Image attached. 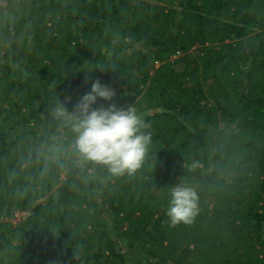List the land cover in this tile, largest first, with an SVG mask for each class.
<instances>
[{"label": "trees", "instance_id": "1", "mask_svg": "<svg viewBox=\"0 0 264 264\" xmlns=\"http://www.w3.org/2000/svg\"><path fill=\"white\" fill-rule=\"evenodd\" d=\"M97 80L150 125L142 166L41 175ZM0 264H264V0H0Z\"/></svg>", "mask_w": 264, "mask_h": 264}, {"label": "clouds", "instance_id": "2", "mask_svg": "<svg viewBox=\"0 0 264 264\" xmlns=\"http://www.w3.org/2000/svg\"><path fill=\"white\" fill-rule=\"evenodd\" d=\"M115 90L98 80L91 91L82 96L69 112L59 104L54 115L71 128L74 140L68 148L56 143L46 151L37 153L43 159L41 175H45L52 164L63 166L62 158L71 151L76 167L98 164L107 168L112 176L135 173L144 161L152 140L150 125L134 107L121 108L111 103ZM108 101L109 106L94 107L98 101ZM199 211V194L192 186L179 184L170 191L166 216L172 225L192 223Z\"/></svg>", "mask_w": 264, "mask_h": 264}, {"label": "rangeland", "instance_id": "3", "mask_svg": "<svg viewBox=\"0 0 264 264\" xmlns=\"http://www.w3.org/2000/svg\"><path fill=\"white\" fill-rule=\"evenodd\" d=\"M179 57H181L180 54H177V55L173 56L170 60H171V61H175V60L178 59ZM52 195H56V193L53 191V192H52ZM22 216H27V214H26V213H20V214H18V215L16 216V218L12 221V223H13V224H17V223L21 220Z\"/></svg>", "mask_w": 264, "mask_h": 264}]
</instances>
